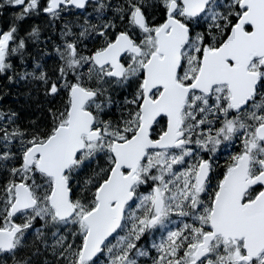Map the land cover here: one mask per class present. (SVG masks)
I'll use <instances>...</instances> for the list:
<instances>
[{"label": "snow or ice", "instance_id": "obj_1", "mask_svg": "<svg viewBox=\"0 0 264 264\" xmlns=\"http://www.w3.org/2000/svg\"><path fill=\"white\" fill-rule=\"evenodd\" d=\"M0 264H264V0H0Z\"/></svg>", "mask_w": 264, "mask_h": 264}, {"label": "trees", "instance_id": "obj_2", "mask_svg": "<svg viewBox=\"0 0 264 264\" xmlns=\"http://www.w3.org/2000/svg\"><path fill=\"white\" fill-rule=\"evenodd\" d=\"M2 96V94H0ZM1 105H13L15 103V90L13 93L6 98L0 99Z\"/></svg>", "mask_w": 264, "mask_h": 264}, {"label": "flooded vegetation", "instance_id": "obj_3", "mask_svg": "<svg viewBox=\"0 0 264 264\" xmlns=\"http://www.w3.org/2000/svg\"><path fill=\"white\" fill-rule=\"evenodd\" d=\"M1 96V95H0ZM0 105H1V101H0Z\"/></svg>", "mask_w": 264, "mask_h": 264}]
</instances>
